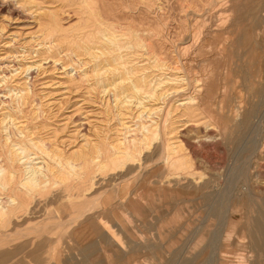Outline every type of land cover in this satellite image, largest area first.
Here are the masks:
<instances>
[{
	"label": "rangeland",
	"instance_id": "374dc122",
	"mask_svg": "<svg viewBox=\"0 0 264 264\" xmlns=\"http://www.w3.org/2000/svg\"><path fill=\"white\" fill-rule=\"evenodd\" d=\"M107 1L126 6L117 7L113 11L114 14L106 12L104 17L114 18V23L123 26L131 24L144 39L149 38L152 35L150 30L158 26L159 35L151 38H158L159 48H162L163 52H169V56L174 54L171 52L175 49L178 58L187 61V56L191 55L194 49L195 57L193 61L188 59L186 67L191 68V75H203L201 89L198 92L191 87L183 88L179 93H172L171 102L189 93L197 97L202 112L201 118L204 117L200 120L202 123L198 121L184 126L180 125V122L176 136L186 147L185 152L187 151L186 154L192 162V169L200 171L203 176L196 184H192L193 181L182 176L178 182L172 179L167 181L162 163L156 160L158 148L155 144L154 149L142 154L147 166L138 170L140 176L137 175L136 180H125V184L127 181L128 184L123 197L111 198L109 197L111 191L105 193L106 213L101 215L94 213L87 219H80L69 228L64 227L60 233L58 232L59 234L49 233L50 236L44 234L43 237L32 238L35 242L38 240L43 243L58 238L59 244L55 253L50 256L51 250L48 251L49 248L45 244L38 248L27 246L14 249L11 246L6 251L7 256H0V260H5L0 264H102L103 259L106 260L103 264H215L221 252L228 260L234 261L239 257V260L241 258L244 260L243 264H261L260 257L255 260L257 257L249 242V234H253L252 216H264L262 204L264 201V91H260L264 84V20L260 19L251 29L249 37L255 41L256 62L253 66L247 67L248 56L251 54L238 44L229 48L233 38L240 35L239 26H230L232 21L229 17L236 12V6L233 12H229L228 19L223 21L224 14L220 16L217 9L221 0H216V4L212 5L208 4V0H203L200 3L202 4L200 8L203 9L197 12L195 8L198 6L192 7L193 0H152L151 6L141 1L133 6H130V0ZM40 6L43 9L55 7L60 17L67 20L68 24H73L77 20L76 4L67 5V2L63 3L61 0H0V26H3L0 30V76L5 78L0 80V100L4 97L8 100L6 87L15 86L23 81L31 89L33 99L31 107L27 105L25 109L40 105L44 111L43 115L48 117L46 122L49 126L44 130L40 125L36 129L41 135H49L50 131L57 127L56 138L64 148H70L75 142H80L82 139L80 135L84 133L92 138L106 135L111 139L114 136L113 132L120 128L118 120L120 117H124V122L131 120L134 105L121 109L125 115L117 116L115 112H109L105 106L108 97L106 93L91 90L86 83L79 82V85H75L69 82L66 73H75L77 69H73L75 66L73 64L77 58L73 54L66 56L68 53L66 48L63 50L61 48V52L55 58L36 53L43 42L40 27L35 21L43 12ZM262 13L264 14V6ZM229 28L231 33L227 30ZM200 41L208 46L199 48ZM186 46L188 53L191 51L189 54L182 51ZM216 51L220 55L215 56ZM138 53H143L141 58H146L143 50ZM29 65L31 67L26 71L25 68ZM91 91L92 93H89ZM1 105L0 103V107ZM108 114L109 116H106ZM245 115H248L247 126L242 131L239 129L238 132L237 125L245 120ZM202 120L207 125H204ZM223 126L231 132L228 141L220 134ZM133 170L134 167L130 166L117 171L118 174L116 172L107 175L109 177L106 176L103 187L99 186V188L111 189L110 187L118 179L128 178ZM99 188L96 190H100ZM64 219L66 214L61 215V220ZM225 220L235 226L232 240L238 241L236 246L228 242L224 248L219 244L217 235L222 233ZM76 230L86 231L85 234H89L88 239L91 241L95 239V244L97 238L104 237L106 240L104 251H96L99 247L97 244L91 254L81 252L78 242L76 243L79 238L75 235Z\"/></svg>",
	"mask_w": 264,
	"mask_h": 264
},
{
	"label": "bare ground",
	"instance_id": "6f19581e",
	"mask_svg": "<svg viewBox=\"0 0 264 264\" xmlns=\"http://www.w3.org/2000/svg\"><path fill=\"white\" fill-rule=\"evenodd\" d=\"M61 1L63 3L67 2V5L76 4L75 13L77 20L73 24H68L67 20L60 17V13L55 7L46 6L47 8L43 9L40 6L43 12L36 17L35 21L40 27L43 42L42 46L36 50V53L39 55L47 54V56L55 58L61 52V48L62 50L66 48L68 50L66 56L73 54L77 58V61L73 64L75 65L73 69H77L75 73H66L69 82L75 85H79V82L86 83L87 87L91 90L106 93L108 97L106 98L105 106L109 112H115L117 116L125 115L121 109H127L131 104L134 105V113L128 122L123 121L124 117L118 119L120 128H117L116 131L114 130V136L111 139L106 135L101 138L98 135L92 138L84 133L80 135L82 136L80 142H75L70 148H64L56 138L57 127L53 128L49 135L44 136L36 131L40 125L42 129L49 126L46 122L48 117L43 115L44 111L40 105L37 107L33 106L34 108L32 107L28 110L25 109L27 105L31 107V103L33 102L32 91L28 85L22 81V83H18L15 86L6 87L8 88L6 90L8 100L4 99V96L0 100L2 104L0 107V256L6 255V251L11 246L14 249L27 246L38 248L44 244L48 246V251L51 250L49 254L51 256L58 248V238H53V240L46 241L45 243L38 240L35 242L32 238H39L44 234L49 235V233H60V230L64 227L69 228L77 221L79 222L80 219H87L89 215L106 213L105 193L111 191L109 193V197L111 198L123 197V192L128 184V181L125 184V180H133L135 177L140 176L138 175V170L147 166V162H144L142 154L146 151L149 152L152 148L154 149L155 144H157L156 147L158 148L156 160H160L159 162L162 163L164 167L163 171H165L164 177L167 181L172 179L178 182L182 176L193 181L192 184H196L203 176L200 171L192 169V162L186 154L187 151L185 152L186 147L176 136L177 128L179 127L178 123L181 122L180 125H191L204 119V117L201 118L202 112L197 102V97L189 93L185 97L175 98L171 102L172 95L179 93V90L183 88L189 89L191 87V89L194 88L192 90L198 92L201 89V80H203L201 76L203 75H191V68L186 67L188 59L193 61L195 57L194 49L192 52L190 51L191 55L187 56V61L183 60V58H178L176 52H174L175 49L171 52L174 54L169 56V52H163L162 48H159L158 38H151L154 35H159L158 26L150 30L152 35L149 38L144 39L131 24L123 26L114 23V18L109 19L110 17H104L106 16V12L110 14L117 7L126 6L122 3L118 4L107 0ZM140 1L146 3L148 6L152 5V0H130L129 4L133 6ZM202 1H191L193 8L198 6L195 8L196 12L203 9V7L200 8ZM215 1L208 0V4L212 5ZM235 6L237 7L236 12L229 17L232 21L230 26H239L238 34L240 35L233 38L229 43V48L233 47L234 44H238L243 49L245 48L247 53L251 54L248 56L247 67L253 66L256 62L254 53L255 41H252L249 36L251 29L256 26L257 22L260 19L264 20V14L262 13L264 0H221L217 9L220 16L224 14V17L222 16L223 21L228 19L229 12H233ZM34 15L36 14L34 13ZM2 28L3 26H0V30ZM227 30L230 31V28ZM186 40L188 39L186 38ZM223 40L225 39L223 38ZM198 46L200 48L201 46L208 45L200 41ZM182 49L185 54L190 53H188L187 46ZM140 50L145 52L146 58H141L143 53H138ZM217 54L216 51L215 56ZM197 55H199V52ZM70 59L73 60V58ZM143 60H146V62H143ZM29 67L31 66L29 65L25 70H29ZM251 71L253 70L251 69ZM241 76L243 77V75ZM247 77L249 78V76ZM2 79L5 80L4 77H1L0 80ZM232 81L234 80L232 79ZM247 81L249 82V80ZM260 91H264V84L261 86ZM89 93H92V91ZM227 109L229 108L227 107ZM106 116H109V114ZM247 120L248 115H245V120L238 123V132L244 130L247 126ZM203 124L207 125L205 121H203ZM220 134L226 141L231 138V132L226 126L220 129ZM130 166L134 167V170L127 176L128 178L116 179L117 181L110 187L111 189H107L108 187L105 188L106 190L100 189L103 187L102 184L106 180L107 175H112ZM125 175L124 177H126ZM98 188L101 191L96 190ZM262 204L264 207V201ZM62 214H66V219L63 221L61 220ZM256 216H252L251 218L253 234L248 233L250 235L249 242L256 253L257 259L255 260H258V257H260L261 264H264V216ZM47 218L50 220L46 221ZM223 227L222 233L217 235L219 237V244L224 248L228 242L236 246V242L238 241L232 240V234L235 232L233 223L225 220ZM104 230L106 232V227ZM85 232L76 230L75 233L79 237L76 243L78 242L77 244H79L81 252L91 254L97 244L99 247L96 248L98 249L96 251H104L105 238L100 236L96 239L97 244H95V239L92 241L88 239L89 234L87 235ZM221 255L220 257L218 256V261H214L215 264H243L244 262L242 258L239 260V257L232 261L228 260L222 252ZM4 261L1 259L0 263ZM105 261L103 259L102 264ZM224 261L227 263H224Z\"/></svg>",
	"mask_w": 264,
	"mask_h": 264
}]
</instances>
